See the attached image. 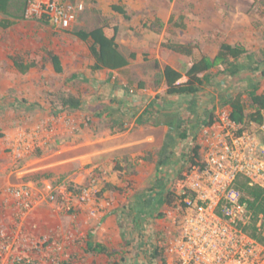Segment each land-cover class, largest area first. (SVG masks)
<instances>
[{
  "label": "rangeland",
  "instance_id": "374dc122",
  "mask_svg": "<svg viewBox=\"0 0 264 264\" xmlns=\"http://www.w3.org/2000/svg\"><path fill=\"white\" fill-rule=\"evenodd\" d=\"M48 1L72 8L68 27L54 23L47 14L34 13ZM111 3L124 5L129 17L112 11ZM9 11L11 16L0 13V18L14 20L11 27L0 28V220L8 212L3 207L8 197L5 188L25 183L45 198L39 199L26 226L50 239L66 238V256L58 264H145L137 254L145 248L146 238L164 247V263L158 259L152 264H264V227L260 239L261 223L242 201L247 199L243 184L264 192L262 177L234 173L229 187L220 192L212 188L204 170L196 167L185 174L187 165L176 173L172 164L165 169L166 183L178 193L183 186L191 189L194 199L183 208L178 202L163 207L165 217L153 215L140 224L126 215L123 206L135 190L154 181V163L136 158L155 153L166 128L136 124L132 117L127 128L110 129L105 113L96 116L110 99V84L102 83L106 79L119 84L145 81L150 87L135 91L137 100L138 94L151 98L160 90L151 89L154 60L184 74L189 59L163 48L161 43L168 38L197 44L211 57L223 41L240 42L248 51L264 49V0H10ZM179 22L184 27L175 25ZM96 26L114 35L126 56L135 53L125 69L90 70L92 58L86 45L71 31ZM49 52L60 57L61 73L53 71ZM21 54L36 60L37 67L25 74L14 71L10 57ZM72 74L78 76L71 80ZM257 78L259 90H264V76ZM245 86L246 81L232 79L227 85L205 89L206 102L215 105L218 120L194 143L188 139L175 147L173 159L179 166L195 144L205 164L208 142L220 147V138L228 141L227 131L243 136L254 149L257 165L264 166V122L233 127L227 120L223 97ZM63 89L79 95L84 109L53 115L51 94ZM117 161L124 165L121 176ZM107 184L113 187L99 196ZM62 187L72 191L69 210L62 207ZM38 209H45L43 216L37 215ZM9 221L13 223L10 218L2 220L11 230ZM89 239L103 244L111 255L86 253Z\"/></svg>",
  "mask_w": 264,
  "mask_h": 264
},
{
  "label": "trees",
  "instance_id": "16d2710c",
  "mask_svg": "<svg viewBox=\"0 0 264 264\" xmlns=\"http://www.w3.org/2000/svg\"><path fill=\"white\" fill-rule=\"evenodd\" d=\"M9 6L10 0H0V13L11 16ZM110 8L124 18L129 17L122 4L111 3ZM23 9L25 10V7ZM171 19L168 22L172 21ZM13 23L14 20L11 18H0L1 29L11 27ZM175 25L179 28L184 27L180 22ZM71 33L86 45L92 58L91 71H121L129 65L130 59H134L136 56L134 52L128 56L122 53L115 41V36L107 35L102 26H96L91 30L75 29ZM161 46L189 59L184 74L169 64H160L159 61L154 60L153 68L156 76L151 89L157 91L160 88V90L151 98L149 94H138L137 100L135 91H145L150 87L145 81L130 80L126 81V84H119L115 79H106L102 83L110 84V99L105 103V108L96 113V116H103L105 113L103 117L107 119L106 126L110 129L127 128L132 117L136 124L152 127L165 126L166 128L158 150L155 153L147 152L136 158L137 162L141 160L153 162L155 175L154 181L146 188L133 189L135 192L132 193L129 204L123 206V209L127 210L128 214L125 211L126 215L133 220H140V224L145 221L148 223V219L153 215L156 218L165 217L166 213L162 211L163 207H174V202H178L183 208L187 206L186 200L194 199L195 193L187 187L183 186L179 193L176 192L172 188V184L166 183L167 178L164 174L167 173L165 169L170 168L172 164L175 165L176 173H180L182 167H187V165L185 174L190 173L196 167L204 168L197 144L189 149V153L182 156L181 166L173 158L176 155L175 147L179 143L188 139L194 143L199 133L206 131L218 120L215 105L206 102L205 89L207 87L224 86L232 79L246 81L244 89L223 97V103L229 109V119L239 125L246 123L260 125L264 121V90H259L258 81H256L259 79L258 76H264V49L248 51L240 42L223 41L211 57L202 52L197 44L191 42H180L168 38L161 43ZM48 58L53 71L61 73L63 67L58 54L49 52ZM10 59L13 70L20 74H25L38 65L36 60L25 59L22 54L11 56ZM77 76V74H72L70 79L73 80ZM81 79L85 80V77H81ZM133 83H135L134 86ZM51 96L49 107L53 115L59 112L72 113L84 109L82 98L70 89L60 90ZM146 99L149 100L146 101ZM128 106H132L133 110L132 108L130 110ZM136 107L137 109H134ZM139 109H141L140 112H138ZM123 168V163L117 161L116 169L120 171L119 176H121ZM181 175L179 174V177L183 178ZM112 187L109 184L103 186L98 195L100 196L103 191ZM68 189L70 190V188ZM242 189L247 196V199L244 198L242 201L248 203V207L253 210L255 219L260 221L259 238L263 239L261 233L264 227V192L260 188L248 187L244 184ZM259 216L261 217L259 218ZM142 227L144 228V226ZM85 243L86 253L111 255L100 242H93L89 239ZM150 244L149 238H146L145 248L138 251V259L141 262L144 261L145 264L155 263L158 259L164 263V247L154 244H151L150 247Z\"/></svg>",
  "mask_w": 264,
  "mask_h": 264
},
{
  "label": "built area",
  "instance_id": "2783aa9c",
  "mask_svg": "<svg viewBox=\"0 0 264 264\" xmlns=\"http://www.w3.org/2000/svg\"><path fill=\"white\" fill-rule=\"evenodd\" d=\"M34 13L47 14L54 20V23L61 27H68L74 16L70 6L61 8L52 1L44 3L39 9H34ZM227 120L233 127L238 125L230 121L229 109ZM226 135L228 141L220 138L221 145L218 148L213 141L208 142L210 147L207 149L206 163L204 164L202 161L204 168L200 170H204L203 173L212 188L224 192L229 187L231 176L234 173H243L252 178L260 176L264 180V166H259L255 162V158L252 156L255 155L253 147L250 148L247 140L239 133L227 131ZM48 186L50 187V185ZM5 191L8 197L3 203V207L8 212L0 220V264H58V261L61 263L66 256L65 236L62 239H50L37 232L36 229L26 226L30 215L38 207L39 199L45 200V198L38 195L31 184L12 185L5 188ZM60 191L63 196L62 207L69 210L71 199L68 197L72 196V191L66 187H62ZM81 195L82 200L86 199L83 196L86 194L82 193ZM186 202L189 204L191 201L186 200ZM7 218L13 219V223L9 221L10 227L12 226L11 230H8L9 227L4 226L5 224L2 222Z\"/></svg>",
  "mask_w": 264,
  "mask_h": 264
},
{
  "label": "crops",
  "instance_id": "0c3cea01",
  "mask_svg": "<svg viewBox=\"0 0 264 264\" xmlns=\"http://www.w3.org/2000/svg\"><path fill=\"white\" fill-rule=\"evenodd\" d=\"M105 71H107V70H105ZM109 72H110V71H109ZM44 213H45V209H38V210H37V215H38V216H43Z\"/></svg>",
  "mask_w": 264,
  "mask_h": 264
}]
</instances>
